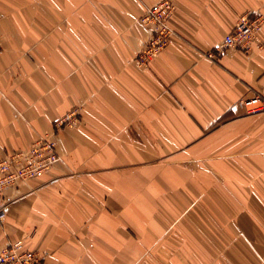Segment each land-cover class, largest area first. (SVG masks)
Instances as JSON below:
<instances>
[{
	"label": "crops",
	"instance_id": "obj_1",
	"mask_svg": "<svg viewBox=\"0 0 264 264\" xmlns=\"http://www.w3.org/2000/svg\"><path fill=\"white\" fill-rule=\"evenodd\" d=\"M157 1L0 0V159L45 134L61 157L3 192L0 252L264 264V114L239 103L264 99V21L248 52L223 48L264 0H172L170 44L139 65Z\"/></svg>",
	"mask_w": 264,
	"mask_h": 264
},
{
	"label": "built area",
	"instance_id": "obj_2",
	"mask_svg": "<svg viewBox=\"0 0 264 264\" xmlns=\"http://www.w3.org/2000/svg\"><path fill=\"white\" fill-rule=\"evenodd\" d=\"M175 10L172 0H158L148 6L139 23L148 31L142 49L136 55L135 61L142 65L148 63L160 51L170 44L173 29L169 24ZM260 14L248 13L240 16L232 30L223 39V48L235 47L248 52L257 39V34L263 25ZM220 51L208 53V57L218 56ZM240 105L249 114H264V99L255 96L242 99ZM74 110L54 122L55 130L70 126L76 120ZM61 157L55 150L51 137L47 134L38 137L26 149L12 151L0 159V198L7 188H18L29 180L44 177ZM43 255L37 251L26 250L21 241L8 243L0 252V264H42Z\"/></svg>",
	"mask_w": 264,
	"mask_h": 264
}]
</instances>
